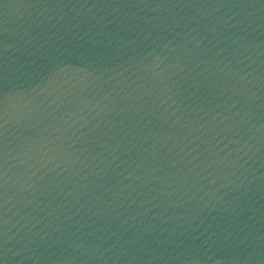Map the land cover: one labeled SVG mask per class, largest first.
I'll use <instances>...</instances> for the list:
<instances>
[{
  "label": "water",
  "instance_id": "obj_1",
  "mask_svg": "<svg viewBox=\"0 0 264 264\" xmlns=\"http://www.w3.org/2000/svg\"><path fill=\"white\" fill-rule=\"evenodd\" d=\"M0 264H264V0H0Z\"/></svg>",
  "mask_w": 264,
  "mask_h": 264
}]
</instances>
